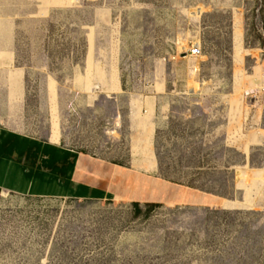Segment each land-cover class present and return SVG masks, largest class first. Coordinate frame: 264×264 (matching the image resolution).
Here are the masks:
<instances>
[{
  "label": "rangeland",
  "instance_id": "1",
  "mask_svg": "<svg viewBox=\"0 0 264 264\" xmlns=\"http://www.w3.org/2000/svg\"><path fill=\"white\" fill-rule=\"evenodd\" d=\"M10 58L0 121L119 197L6 193L0 264H264V0H0Z\"/></svg>",
  "mask_w": 264,
  "mask_h": 264
},
{
  "label": "crops",
  "instance_id": "2",
  "mask_svg": "<svg viewBox=\"0 0 264 264\" xmlns=\"http://www.w3.org/2000/svg\"><path fill=\"white\" fill-rule=\"evenodd\" d=\"M12 64V58L0 61L2 87L9 82L20 86L22 82L14 77ZM103 97L116 100V96ZM51 136L38 137L0 121V203L6 193L70 201L119 197L116 190L104 186L120 173L108 163L111 157L96 160L82 147L73 146L68 138L54 143Z\"/></svg>",
  "mask_w": 264,
  "mask_h": 264
},
{
  "label": "built area",
  "instance_id": "3",
  "mask_svg": "<svg viewBox=\"0 0 264 264\" xmlns=\"http://www.w3.org/2000/svg\"><path fill=\"white\" fill-rule=\"evenodd\" d=\"M192 53L193 54H199L200 53V48L199 47H194V48H192Z\"/></svg>",
  "mask_w": 264,
  "mask_h": 264
},
{
  "label": "bare ground",
  "instance_id": "4",
  "mask_svg": "<svg viewBox=\"0 0 264 264\" xmlns=\"http://www.w3.org/2000/svg\"><path fill=\"white\" fill-rule=\"evenodd\" d=\"M192 50V49H191ZM192 52V51H191ZM190 54V53H189ZM191 55V54H190ZM189 55H187L186 57H188ZM191 89H193L194 87H193V84H191V87H190Z\"/></svg>",
  "mask_w": 264,
  "mask_h": 264
},
{
  "label": "trees",
  "instance_id": "5",
  "mask_svg": "<svg viewBox=\"0 0 264 264\" xmlns=\"http://www.w3.org/2000/svg\"><path fill=\"white\" fill-rule=\"evenodd\" d=\"M135 206L137 207L138 205L136 204Z\"/></svg>",
  "mask_w": 264,
  "mask_h": 264
}]
</instances>
